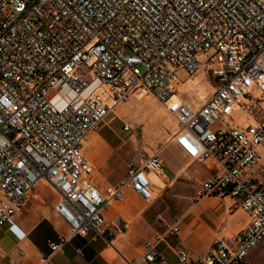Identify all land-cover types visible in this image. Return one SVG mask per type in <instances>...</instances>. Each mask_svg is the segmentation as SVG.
Returning a JSON list of instances; mask_svg holds the SVG:
<instances>
[{
	"label": "built area",
	"instance_id": "2783aa9c",
	"mask_svg": "<svg viewBox=\"0 0 264 264\" xmlns=\"http://www.w3.org/2000/svg\"><path fill=\"white\" fill-rule=\"evenodd\" d=\"M199 76L203 98L187 88ZM137 94L176 122L169 144L210 171L196 180V201L234 199L250 217L200 257L175 250L179 263L250 264L264 241V0H0V230L40 183L57 195L53 211L66 227L51 254L90 234L111 241L120 229L106 211L129 192L156 202L151 176L165 183L162 152L144 153L101 190L85 151ZM180 226L125 264H167L158 247Z\"/></svg>",
	"mask_w": 264,
	"mask_h": 264
},
{
	"label": "crops",
	"instance_id": "0c3cea01",
	"mask_svg": "<svg viewBox=\"0 0 264 264\" xmlns=\"http://www.w3.org/2000/svg\"><path fill=\"white\" fill-rule=\"evenodd\" d=\"M104 143L107 145L98 132L92 135L85 145L86 154L93 160L94 150ZM176 148L173 144L167 147L168 158H164L167 162L165 183L159 176L165 188L156 186V193L160 197L166 191L167 185L170 188L174 186L176 192L183 191L179 186L183 184L179 181L181 176L188 181L190 190L179 195L184 199L178 202L183 209L175 214H170L167 210L163 212L162 221L165 225L158 226L165 229V226L169 227L176 221L181 223L179 236L167 238L158 247L167 264H180L175 254V250L179 248L187 249L193 256L200 257L209 252L215 240L231 237L250 223V217L238 208L234 199L208 198L196 201V180H205L211 173L204 165L189 162ZM261 155L264 167V151ZM185 164L191 166L188 171H185ZM50 191L40 183L30 203L3 225L0 230V264H125V258L140 259L146 234L141 225L133 223L132 214L137 213L138 204L129 193L126 204L112 206L105 214L109 225H126L128 231L122 233V237L115 234L111 241H94L93 234H90L87 238H74L60 253L51 254L50 243L57 242L59 236L66 232V227L54 214L57 198H49ZM34 197L49 198L51 209L48 214H42L39 203L33 200ZM142 219V224H147L146 217ZM158 228L151 227L150 233L156 234ZM110 250H113L115 257L109 255ZM250 264H264V241L252 251Z\"/></svg>",
	"mask_w": 264,
	"mask_h": 264
},
{
	"label": "rangeland",
	"instance_id": "374dc122",
	"mask_svg": "<svg viewBox=\"0 0 264 264\" xmlns=\"http://www.w3.org/2000/svg\"><path fill=\"white\" fill-rule=\"evenodd\" d=\"M200 81V76L188 81L189 96H200L201 98L207 96L208 92L203 84L198 86ZM126 125L130 128L128 132L123 130ZM175 131L176 122L152 96L143 95L139 99V94H137L128 101L120 103L115 112L108 117L106 123L98 131L107 142V145L104 143L93 152L95 154L92 160L95 166L94 182L101 190H104L110 185L123 181L127 177L129 167L139 163L141 155L144 153L153 154L160 151L163 158H168L167 147ZM190 167L185 164V171H188ZM179 181L183 183L179 185L183 191L178 190L176 192L174 186L170 188L167 185L166 191L160 197L158 193H155V195H158V200L153 204H148L136 194L129 192V195L137 200V213L132 214L133 223L136 222L141 225L142 229L144 228L146 236L143 241H147L156 234H162L166 231L168 226H165V229L158 228L160 224H164L162 221V218H164L163 212L167 210L168 213L175 214L183 209L178 205L179 201L184 200L179 195L189 192L190 186L188 181L184 180L182 176ZM43 184L47 186L45 183ZM50 194L49 198H57L52 191H50ZM49 198L34 197L33 199L39 203L42 214L50 212ZM125 202L115 203L113 206L124 205L126 204ZM144 217L147 219V224H142L144 222L142 218ZM118 226L120 232L115 230L113 237L115 234H119L122 237V233L125 234L128 231L125 224L121 223ZM151 227H157L159 231L156 234L150 233Z\"/></svg>",
	"mask_w": 264,
	"mask_h": 264
},
{
	"label": "bare ground",
	"instance_id": "6f19581e",
	"mask_svg": "<svg viewBox=\"0 0 264 264\" xmlns=\"http://www.w3.org/2000/svg\"><path fill=\"white\" fill-rule=\"evenodd\" d=\"M142 96L143 95H139V99H141ZM151 179H152V182H153V184L155 186L160 187V188H163V189L165 188V184L161 181V179L159 178V176L152 175L151 176ZM156 188H155V193L158 192V191H156ZM155 196L157 197V195H155ZM109 255H111L112 257H115L113 250H110L109 251Z\"/></svg>",
	"mask_w": 264,
	"mask_h": 264
}]
</instances>
